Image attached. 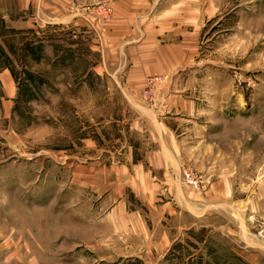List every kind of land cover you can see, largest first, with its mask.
Here are the masks:
<instances>
[{
    "label": "rangeland",
    "instance_id": "rangeland-1",
    "mask_svg": "<svg viewBox=\"0 0 264 264\" xmlns=\"http://www.w3.org/2000/svg\"><path fill=\"white\" fill-rule=\"evenodd\" d=\"M170 1L173 25L195 34L179 71L160 75L190 83L202 102L191 141L234 176L226 213L211 218L216 231L162 258L113 247L81 165L118 149L131 104L114 79L87 72L103 62V43L107 63H119L114 39L140 36L139 25L100 0L98 13H83L93 25L22 27L17 0H0V264H264V0Z\"/></svg>",
    "mask_w": 264,
    "mask_h": 264
},
{
    "label": "crops",
    "instance_id": "crops-1",
    "mask_svg": "<svg viewBox=\"0 0 264 264\" xmlns=\"http://www.w3.org/2000/svg\"><path fill=\"white\" fill-rule=\"evenodd\" d=\"M99 2L17 0L22 13L16 22L23 27L40 22L88 25L90 20L93 25L95 17L83 13L96 12ZM104 2L117 12L118 21L139 25L140 36L114 39L118 45L115 55L123 57L115 66L106 59L113 53L110 44L103 43L101 49L96 48L104 57L103 62H97L87 72L114 79L126 94L121 103L131 104L129 118L124 119L128 133L122 130L116 138L120 142L118 149H105L111 153L104 156L101 151L105 150L101 149L100 154L97 151L95 158L81 165L89 174L80 181L90 185L93 214L113 231V247L146 249V254L140 256L162 258L171 249L192 248L200 245L201 240L204 245L210 232L217 228L211 218L226 213L234 176L214 159L206 161L200 145L191 141L198 126L193 121L202 102L189 94L188 81L176 78L172 82L165 78L155 86L153 99L142 91L149 75L179 71L180 56L188 54L187 43L194 38L195 29L186 25L179 31L173 25L178 18L172 15V7L178 4L170 0ZM154 23L161 27L156 29ZM128 58L133 62L128 63ZM7 72L4 76L9 81ZM96 141L93 135L89 139V143L99 147ZM185 165H194L201 171L204 182L200 189L183 181Z\"/></svg>",
    "mask_w": 264,
    "mask_h": 264
},
{
    "label": "built area",
    "instance_id": "built-area-1",
    "mask_svg": "<svg viewBox=\"0 0 264 264\" xmlns=\"http://www.w3.org/2000/svg\"><path fill=\"white\" fill-rule=\"evenodd\" d=\"M162 80L163 76L160 74H152L147 77V97L150 99L152 98V90ZM182 179L185 183L192 185L196 189H200L204 182L202 174L199 173L193 166H184L182 168Z\"/></svg>",
    "mask_w": 264,
    "mask_h": 264
}]
</instances>
